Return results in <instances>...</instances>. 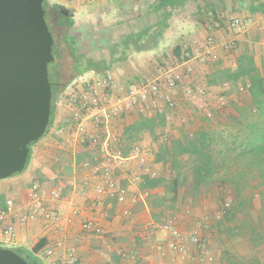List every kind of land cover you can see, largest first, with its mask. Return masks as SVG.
I'll return each instance as SVG.
<instances>
[{
    "label": "crops",
    "instance_id": "1",
    "mask_svg": "<svg viewBox=\"0 0 264 264\" xmlns=\"http://www.w3.org/2000/svg\"><path fill=\"white\" fill-rule=\"evenodd\" d=\"M86 1L87 7H98L101 15L111 10L128 13L131 6L134 7L132 11L135 21L146 22L147 27L151 28L163 26L157 44L149 49L152 52L149 59L156 62L154 66L149 65L153 75L158 67L167 65L166 63L160 66L159 62L164 63V59L172 58L174 63L188 59L197 51L207 47L209 37L214 41L212 51L217 54V59L204 64L192 61L194 77L198 80L204 79L207 82L208 76L217 68L230 67L224 64L227 58H233L235 66L237 58L245 51L253 57L256 66L264 72V0H113L112 6L110 0H67V3L74 9L75 14H79ZM62 10L64 9L61 8L59 11ZM66 13L70 16L68 12ZM231 17L244 20L247 23L246 30L237 33L230 26ZM132 51L135 55L142 56L139 51ZM185 56L187 58L184 59ZM126 61L127 59L119 67L125 68ZM133 67L135 71L140 68L138 64H134ZM106 71L109 70L100 73ZM94 72L96 71L90 70L84 74L91 75ZM141 77H143L142 74H137L136 81H140ZM211 86V88L216 87V85ZM186 110L182 106L181 111ZM137 117L138 115L134 112L117 117L119 134L116 138L121 144L124 128ZM168 123L169 120H166L165 133L169 132ZM69 128L68 137L59 139L60 144L64 143L68 146L66 151L59 150L50 155L45 150H35L33 144H39L43 139L42 136L30 146L31 159L27 168L21 173L0 179V209L6 208L8 200L13 202V211L0 218L1 247L21 248L31 252L36 243L44 238L46 244L34 254L41 264H59L63 254L62 248H56L52 255H46L44 252L45 246L56 239H63L66 247L74 248L77 255L76 264H197L187 254L168 249V239L161 240L158 226L167 218H172L182 231L187 233L190 229H197L202 238L208 241L213 255V261L208 264H235V249L227 247L226 244L220 246L217 244L216 211L209 215L205 205L190 206L185 203L180 206L178 204L180 212L175 211L172 214L167 211V214L158 221L153 218L147 206H140L143 197L135 202L132 201V194L139 192L138 185L129 181V168L136 163L130 153L135 144H142L148 150L153 166L160 173L163 172L162 165L154 160L156 145L152 139L143 135L129 149L124 147L123 154L127 166L116 168L114 174L121 178L123 185L128 186L129 192L126 200L119 203L109 194L105 193L99 198L94 193L93 186L101 179L89 168L81 165L84 160L92 161L94 153L90 149L74 144L71 140L73 124ZM172 134L177 136L178 129ZM146 138L148 140H144ZM79 152L87 153V156L76 163L75 156ZM85 179L88 183L86 194L81 188ZM33 185L46 190L48 206L63 208L67 212H70L73 207L81 209L80 214L74 216L72 225L64 232L54 233L42 219L24 221L20 219L28 209ZM12 186L17 191H11ZM52 190H56V193L52 194ZM183 210L185 215L182 216L180 213ZM90 218L101 226V232L95 233L82 228V222ZM7 224H12L15 230L14 237L10 239L2 233L3 227ZM158 243L163 244L162 250L156 248ZM191 249L192 246L189 247V250ZM229 255L231 259L226 257ZM115 258L117 261L114 260Z\"/></svg>",
    "mask_w": 264,
    "mask_h": 264
},
{
    "label": "trees",
    "instance_id": "2",
    "mask_svg": "<svg viewBox=\"0 0 264 264\" xmlns=\"http://www.w3.org/2000/svg\"><path fill=\"white\" fill-rule=\"evenodd\" d=\"M44 5L46 0H43ZM141 23L143 25L135 30H127L111 43L107 48L108 58H95L79 53L75 48V35L66 32L55 35L54 30L48 27L52 38L50 50L53 58L48 63L52 98L50 119L45 133L54 118V97L70 79L90 70L101 72L119 66L127 59L130 50L150 49L157 44L163 26L151 28L147 27L146 22ZM55 24L58 28L67 29L72 20L69 15L60 12ZM120 24L119 21L118 24L115 23L111 31L114 32ZM64 49L67 51L65 56L62 53ZM206 81L208 86L227 82L230 88L224 91L226 95L235 92L240 94L232 103L231 109H212V115L204 116L196 129L177 127V136L164 132L165 113L138 115L124 128L122 144L119 142L118 145L124 153L126 147L129 149L143 135L149 136L156 145L154 160L162 165L163 172L156 177L143 174L138 183L139 191L147 193L140 206H147L153 218L160 221L167 211L172 214L178 211L177 205L182 204L183 197L190 206L215 199L219 203L218 210L222 211L218 225L223 222H237L233 227L239 231H230L227 234L239 235L247 230V218L244 216L241 219L239 214H247V206L253 198H256L257 204L264 211V72L245 51L239 55L233 68H217ZM246 82L247 92L240 93L239 85ZM183 106L187 109L189 105ZM35 142H30L29 147ZM85 156L87 153H77L76 163ZM249 187L260 190L256 194L247 195ZM250 222L251 229L247 230V234L253 242L256 241L253 237L256 228L252 227L254 220L251 219ZM45 244L46 239L42 238L31 252L21 248L12 249L28 263L41 264L34 254ZM114 260L117 261V258Z\"/></svg>",
    "mask_w": 264,
    "mask_h": 264
},
{
    "label": "built area",
    "instance_id": "3",
    "mask_svg": "<svg viewBox=\"0 0 264 264\" xmlns=\"http://www.w3.org/2000/svg\"><path fill=\"white\" fill-rule=\"evenodd\" d=\"M230 26L237 32L242 33L247 28V23L238 17H231ZM209 43L201 51L180 62H175L168 67H158L151 78L144 81L127 84L114 98L109 97L111 90L115 88V76L111 71L104 73L94 72L91 75L83 74L74 79L75 87L80 88V94H71L68 99L70 116L73 121L72 142L81 147L90 149L94 153L92 161H82V167L89 168L93 174L98 175L101 181L93 186L94 193L100 198L105 193L114 197L119 203H123L128 195L129 188L123 185L114 174L116 168L126 166V158L118 145L119 139L112 137L109 133L98 131V123H106L122 114L131 112L142 116H152L156 112L165 113L166 120L173 111H181L183 105L193 106L198 102V108L203 116L210 117L212 109L203 108L201 104L212 86H208L204 79L198 80L194 77V65L215 61L217 54L212 51L214 41L208 38ZM210 44V45H209ZM218 109L225 106L226 94L230 85L225 82L216 86ZM214 87V88H216ZM248 83L240 84V93L247 92ZM205 103V102H204ZM200 104V105H199ZM131 155L136 163L130 170L129 181L138 185L143 174L156 177L159 170L153 166V161L148 150L142 144H135ZM87 180L83 181L82 192L86 194ZM56 190H52V194ZM145 192H134L131 196L133 202L145 197ZM228 204L226 203V206ZM13 211V202L8 200L6 208L0 209V218ZM81 209L73 207L70 212L63 208L47 205L46 190L38 185L32 186V196L28 209L20 217L26 219H42L49 225L54 233L64 232L74 222V216L79 215ZM220 211H216L215 217L219 219ZM82 228L95 233L101 232V226L94 219H85ZM2 233L8 238L15 235L12 224L3 227ZM161 240H167V248L187 254L197 264H208L213 261V255L208 241L202 238L197 229L184 232L172 218H167L158 226ZM192 249L189 250V247ZM162 243L156 248L162 250ZM56 248H62L63 254L59 264H76L77 255L73 247H66L63 239H56L46 245L44 252L52 255Z\"/></svg>",
    "mask_w": 264,
    "mask_h": 264
},
{
    "label": "rangeland",
    "instance_id": "4",
    "mask_svg": "<svg viewBox=\"0 0 264 264\" xmlns=\"http://www.w3.org/2000/svg\"><path fill=\"white\" fill-rule=\"evenodd\" d=\"M83 8L80 10L79 14L74 13V9L69 6L67 3V0H46V7L50 11V18L48 20L49 26L54 30L55 35L58 33H69L76 36V42H75V48H77L79 53H86L93 57H105L108 58V47L111 45V43L120 37L123 33H125L127 30L130 29H136L137 27L143 25L140 21H135L133 16V8L129 7V12L122 13L121 11L118 13V11L112 12V10L109 13L99 14V8L96 6H90L87 7V1L86 3H83ZM110 4L112 6L113 0ZM58 5V7H57ZM63 8L65 12H68L70 14L72 24L69 28L65 29L64 27H56V21L59 18V13ZM112 9V7H109ZM65 12V13H66ZM118 21L121 22V24L116 26V30L114 32L111 31V27L115 26V23L118 24ZM58 38V37H57ZM63 48V47H62ZM171 51V50H170ZM134 51L130 50L128 52V57L126 61V67H112L109 69L114 76H115V88L111 90V93L109 97L114 98L120 91L123 90V88L130 82L135 83L137 82L136 77L137 74L143 75L141 77V81L146 80L147 78H151L153 76V72L151 69V65L154 66L156 62L152 59H149L151 57L152 52L149 51V49H142L139 50L140 54L135 55L133 53ZM63 56L66 55L67 51L64 49L62 52ZM146 56V57H145ZM150 63V64H149ZM164 67H168L174 63V59L171 60L164 59V63H158V65L162 66L166 64ZM214 63V62H213ZM235 60L233 58H227L224 61V64L230 67H234ZM134 64H138V67H140L137 71L134 70ZM149 67H148V66ZM133 67V68H132ZM133 69V70H132ZM128 71V72H127ZM127 72V73H126ZM137 72V73H136ZM140 72V73H139ZM75 78H78L75 77ZM70 79L66 85H64L61 90L56 93L54 97V119L49 127L47 133L43 135V139L39 144H33V148L35 150H45L46 152L50 153V155H53L54 153H57L59 150H67L68 146L64 145V143L60 144L59 139H66L70 133V128L73 124V121H71L70 118V109L68 106V99L71 94H80V88L75 87L74 79ZM219 91V89L211 88L205 99H203L201 104L203 105V108H210L215 109L218 105L216 102V93ZM240 94L238 92H235L231 95H226L225 99V106L222 110L231 109V105L234 101H236L237 97ZM244 98V97H243ZM205 102V103H204ZM200 105V104H199ZM198 102L194 104L193 106H188L187 110L185 112L183 111H173L170 113L169 117V123H168V129L169 132L173 133L174 130H177V127H185V129L193 130L196 129L203 120V114L201 110L198 108ZM119 117V115L117 116ZM117 119V118H116ZM116 119L111 120L106 123H98V127L96 128L98 131L102 132V130L105 131V133H109L112 137H117L119 134V125ZM148 138H150L148 136ZM151 139V138H150ZM144 140H148L147 138ZM153 149V148H152ZM152 151V150H151ZM150 151V152H151ZM153 152V151H152ZM31 155H29V158L27 160V163L22 171H24L28 164L30 163ZM38 159V158H37ZM41 158H39L40 160ZM52 159V158H50ZM127 166V162H126ZM134 166V164L129 168ZM21 171V172H22ZM18 172V173H21ZM15 173V174H18ZM14 175V174H13ZM12 176V175H11ZM10 177V176H9ZM8 178V177H6ZM119 180H121L120 177H118ZM5 179V178H3ZM17 191V189L12 186L11 191ZM32 190V189H31ZM260 188H251L249 187L247 189V195H250L251 193H257ZM28 195H30V192H28ZM32 196V191H31ZM183 202L181 205H184L186 202V198H182ZM180 205V206H181ZM201 205H205V210L209 213V215L213 214V211H217L219 209V203L215 199L205 200ZM220 213H222L221 209L218 210ZM247 214L246 213H240L239 217L241 219L247 218V230L251 229V219L254 220V223L252 227H255V232L253 237H255V240L251 242L248 238L247 230H244L242 234H233L229 235L227 233L231 232H237L239 231L238 228H234L233 225H235V222L231 223H225L215 225V238L217 240V244L220 246L221 244H226L229 248L235 249V256H234V262L235 264H264V211L263 208L257 204L256 198H253L250 203L247 206ZM178 212H180L178 210ZM180 215H185V210L181 211ZM179 215V216H180ZM249 215V216H248ZM227 225V226H225ZM228 227V228H227ZM209 229V227H208ZM231 255V254H230ZM226 256L228 259H231V257Z\"/></svg>",
    "mask_w": 264,
    "mask_h": 264
},
{
    "label": "water",
    "instance_id": "5",
    "mask_svg": "<svg viewBox=\"0 0 264 264\" xmlns=\"http://www.w3.org/2000/svg\"><path fill=\"white\" fill-rule=\"evenodd\" d=\"M52 38L43 0H0V179L21 172L50 119ZM0 264H30L0 246Z\"/></svg>",
    "mask_w": 264,
    "mask_h": 264
},
{
    "label": "flooded vegetation",
    "instance_id": "6",
    "mask_svg": "<svg viewBox=\"0 0 264 264\" xmlns=\"http://www.w3.org/2000/svg\"><path fill=\"white\" fill-rule=\"evenodd\" d=\"M44 8H45V20H46V23H47L48 27H50L49 24H48V20L50 18V11L46 7V5H44ZM60 12H62V11H60ZM64 14L67 15V13H65V12H64Z\"/></svg>",
    "mask_w": 264,
    "mask_h": 264
}]
</instances>
